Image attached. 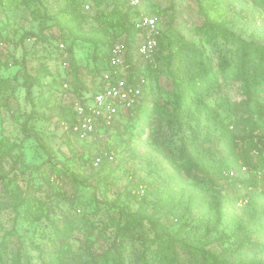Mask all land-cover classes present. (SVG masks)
Listing matches in <instances>:
<instances>
[{"label": "rangeland", "instance_id": "1", "mask_svg": "<svg viewBox=\"0 0 264 264\" xmlns=\"http://www.w3.org/2000/svg\"><path fill=\"white\" fill-rule=\"evenodd\" d=\"M113 1L104 0L101 10H111ZM226 1L227 14L217 15L214 22L224 24L242 41L264 46V8L260 1ZM66 5V0H19L17 5L0 1V80H9L13 87L8 92L0 91V140L6 139L15 146L13 157L0 162L3 168L0 173L5 176L0 180V264H16L18 252L24 254L19 264H55L50 248L54 245L55 225H62L64 215L69 216L73 224L71 242L76 252L70 264H104L106 256L115 257L108 264H160L162 252L172 264H203L205 258L212 259L211 251L234 264L251 260L264 264V195L259 189L241 200L239 197L247 188H243L237 178L227 179L221 175L228 160L235 156L240 165L245 164L246 158L254 163L264 162V90L254 97L256 103H252L236 76L226 81L217 74L215 82L219 85L201 92L202 99L214 100L210 105L214 113H197L194 97L190 110L193 113L183 111L184 115H178L174 113L175 95L179 94L177 82L184 79L181 72L187 67L184 61L174 56L172 62L154 60L151 66L144 65L154 90L148 106L149 111H153L149 116L152 124L143 125L142 116L124 122L119 135L114 138L118 146L117 157L109 159V150L105 149L103 157L112 162L116 180L108 192L109 200L113 203L119 194H122L121 200L129 192L136 194L139 197L131 206L132 210H137L145 188L168 189L175 198L174 213L169 214L163 209L154 213L150 206L142 213L144 234L139 231L134 237L125 235L126 227L118 233L116 226L121 219L120 214L115 213L117 207L99 202L100 195L95 192L93 180H85L92 170L77 161L76 155L81 151L79 141L69 135L65 123L40 104L41 95H37L42 88L46 96L51 95L52 102L61 101L62 88H67L68 84H61L63 64L56 52V45L63 37L59 36L58 28H45L51 23L45 17L34 19L32 11L39 7L42 12L54 15ZM147 6L149 10H155L164 35L174 36L178 41L175 36L178 32L215 62L227 49L245 52L240 41L234 43L220 35L213 36L206 29V17L199 0H149ZM43 27L47 29L45 40L34 43L26 39L22 44L24 33L29 30L40 32ZM64 33L67 44H71L73 36L68 30ZM163 53L169 54L166 47ZM76 54L86 58L89 51L76 50ZM203 60L199 59L197 64H205ZM91 64H94L92 58ZM26 73L38 74L43 82L42 86H34L31 97L23 84ZM261 85H264V77ZM219 93L232 104H239V108L228 107L222 100H216ZM248 101L257 112L254 124L249 122ZM163 108L168 117L174 116L173 121L164 118ZM28 118L32 119V128L42 133L45 140L47 134L52 136L54 161L68 163L79 182H84L76 187L68 173L61 179L52 176L55 181H63L64 190L70 197L69 201L53 197L57 209L51 217L52 222L28 221L15 208L17 200L13 196L21 192L41 196L43 200H48L50 194L42 177L43 173L51 171L48 154L35 139H26L22 131ZM227 125L239 136L233 141L223 138ZM184 145L199 151L196 155L201 159L200 168L185 170L182 166L179 151ZM240 176L248 177L249 173L244 170ZM152 213L165 224L164 228H154L146 221ZM111 216H115L116 221H112ZM248 222L251 224L248 233L251 244L248 251L237 255L234 250L242 244L237 232L241 230L243 235ZM160 235L177 242L173 247L165 243V251L161 252ZM142 256L146 258L141 259Z\"/></svg>", "mask_w": 264, "mask_h": 264}, {"label": "trees", "instance_id": "2", "mask_svg": "<svg viewBox=\"0 0 264 264\" xmlns=\"http://www.w3.org/2000/svg\"><path fill=\"white\" fill-rule=\"evenodd\" d=\"M3 1L9 5H17L19 3V0ZM66 1L67 5L64 9L54 15L49 14L48 11L42 12L39 7L34 8L32 11L34 19L45 17L47 21L51 22L47 24L45 28H58L60 31L59 36L63 37L62 41L56 45V52L59 53L61 57L60 61L63 64V78L61 84H68L67 88H62V100L58 102H52L51 95L49 94L46 96V91L43 92L42 88H40L37 94L41 95L40 104L48 108L52 112L51 114L55 115L60 122L68 125L66 131L69 135L73 136L75 141H79L81 151L76 155L77 161L82 167H89L92 170L91 173L85 176V180H93L92 183H94L95 192L100 195L99 202L101 201L106 205L117 207V210L114 208L116 211L115 213L120 214L121 220L116 226L117 232L121 233L122 228L126 227L125 235L134 237L136 232L139 231H142V234H144L143 210L145 211L151 206L154 213H157L160 209L167 211L169 214L174 213L173 203L175 198L173 194L168 189L164 191L157 187L151 190L145 188V195L139 200V207L137 210H132L131 203L136 201L139 196L130 192L128 196L122 200V194H119L115 202L111 203L108 192L113 185L116 184V180L113 176L114 168L112 162L108 159L109 157H103L105 156V149L109 150L107 156L113 152L115 157H117L118 146L115 144L114 138L119 135L120 128H122L124 122L126 123L134 118H140V116H142L144 120L143 125L146 123L148 125L152 124L150 121L151 117L149 116H152L153 111H149L148 106L154 90L143 66H151L154 60L165 61L168 59L169 62H172L174 56H179L187 67L181 71L184 75L183 82H177L179 94L175 95L176 111H174V113L178 115H184L183 111L193 113V111L190 112V110L194 97L196 99L195 111L197 113H214L213 109L210 107L214 100L206 101L202 99L201 92H205L211 88L212 85H219L218 82H215V80H217V74H220L226 81L236 76L241 82L242 90L252 98V103H256L254 97L264 90V85H261L264 77V46L242 41L232 30L226 28L224 24L219 22L216 23V21L214 22L217 15L225 16L227 14L226 0H199L200 9L206 17V29L211 31L213 36L217 34L225 40L235 41L234 43L240 41V44L245 47V52L243 54L227 49L225 54L220 53L219 61L215 62L213 57L206 56L204 50L200 49L194 42L186 40L178 32L175 34L179 39L177 41L174 36L170 37L164 35L165 33L160 31L158 46L153 54V59L146 60L144 58H136L135 50L141 34L140 29L136 27V23L140 14L145 12L147 15L157 17L154 13L155 10L148 9L147 2L149 3V0H140L138 6H132L128 0H114L112 9L108 11L101 10L104 0ZM259 1L264 8V0ZM86 4L90 5L88 9L85 8ZM258 21H261L260 17ZM47 29L43 27L40 32H36L35 30L27 31L21 39L22 44L26 39L33 40L34 43L45 40L44 35L47 33H44V31ZM65 30H68L69 34L73 36L71 44H67L66 35L64 33ZM122 41L125 42L127 49L125 53V62L129 64V68L127 69L129 80L133 81L134 78L137 79L141 77H144L146 80V84L143 87L141 102L132 112L120 115L110 125L105 124L101 126L97 134V140L90 141L87 139H80L73 131V125L77 120V114L73 105L74 99L83 100L88 94H95L101 90V73L110 69L111 49L115 43ZM62 43L65 45V48H61L60 45ZM165 47L168 49L169 54L163 53ZM83 49L89 51V55H87L86 58L78 57L76 54V50L81 51ZM91 58L94 62L93 65L91 64ZM199 59H204L203 61L206 63L197 64ZM10 84L9 80H0V91L8 92L12 90L13 87H10ZM23 84L27 88V95L31 97L34 86H42L43 82L38 74L33 75L31 73H26V82ZM2 86L4 87L3 89H1ZM216 100H222L228 107L233 106L239 108V104H232L226 96L220 93ZM246 106H248L249 122L254 124L256 121L254 118L257 112L253 109L249 101L246 102ZM163 109L164 118L173 121L174 116L172 118L168 117L165 109ZM196 117L200 118L198 115ZM31 121L32 119L28 118L24 122L22 131L26 139H35L40 147L48 154V162L50 163L49 168L51 171L48 174L43 173L42 177L47 188H49L50 194L48 200H43L41 196L35 194L28 195L27 193L22 194L21 192V194L13 196V198L17 200L15 208L17 210L19 209L21 216L28 221L48 220L52 222L51 217L55 215L57 209V206L52 201L53 197H58L67 201L70 200V197L64 190L63 181H55L52 176H57L61 179L64 173H68L74 180V185L76 187L78 183L84 182H79L77 175L73 172L72 168L69 167L68 163L54 161V159H56V154L51 145L52 136L47 134L48 138L45 140L42 133L32 128ZM223 135L224 139L228 137L230 141L239 137L233 130H230L229 125L224 127ZM195 138L196 137L192 139V142ZM104 143L106 145H102ZM251 146V148H254L252 143ZM14 148L15 146H12L6 139L0 140V162L13 157ZM262 152L263 150H260V153ZM198 153L199 151H193L185 145L181 147L179 156L185 170L189 167L200 168L201 159L199 155H196ZM98 156L103 158L98 165H95V160ZM249 161L250 160L246 158L244 161L245 164L240 165L237 157H232L228 160L225 169L221 172V175L227 179L237 178L238 181L242 183L241 186L247 188L246 193L239 197L241 200L249 196L250 192L259 189H261V195H264V162L254 163ZM15 167L16 163L13 165V168ZM243 167H246L245 171H248V177L240 176L244 171H242ZM0 169L3 168L0 167ZM231 172H234V175H231ZM4 177L5 176L0 173V180H3ZM154 213L150 214L146 221L150 222L154 228H164L165 224L160 218H154ZM111 220L116 221L115 216H111ZM250 225V222L245 225L243 235H241V230L237 232L242 239V244L234 250L237 255H242L244 252L248 251V246L251 244L250 241L252 240L248 235ZM72 233V221L69 216L64 215L62 225H55L54 229V236L52 238L54 245L50 248L53 263L70 264L74 261L76 250L71 242ZM158 237L160 238L159 250H161V252L165 251V243H169V245L173 247L177 242V240L171 239L165 235H160ZM235 244H237V242H235ZM262 247H264V245H262ZM210 256L212 259L208 260V258H205L203 264H234L231 261L222 260L221 257L216 256L213 251H211ZM1 257L2 255H0V260ZM15 257L16 264H19L24 258V254L18 252ZM112 258L115 260V257L106 256L104 264H108V261ZM145 258V256H142L141 259ZM26 259L28 258L26 257ZM160 264H172L169 258L164 255V252H162L160 256ZM245 264L261 263H255V261L251 260Z\"/></svg>", "mask_w": 264, "mask_h": 264}, {"label": "built area", "instance_id": "3", "mask_svg": "<svg viewBox=\"0 0 264 264\" xmlns=\"http://www.w3.org/2000/svg\"><path fill=\"white\" fill-rule=\"evenodd\" d=\"M128 1L132 6L140 4V0ZM89 6L86 4L85 8L88 9ZM136 27L141 32L135 50L136 58L151 60L158 46L160 33L158 18L142 12ZM60 46L65 48L63 43ZM126 51L125 42L115 43L111 49L110 69L101 73V90L95 94H88L83 100L74 99L77 120L73 125V131L80 139L97 140L101 126L112 124L117 117L132 112L141 102L146 80L144 77L129 80L127 72L129 64L125 62ZM66 127L68 128V125ZM108 157L112 160L115 155L111 152ZM101 160L102 157L98 156L95 165H98ZM242 169L245 170L246 167ZM231 173L234 174V172ZM240 204L242 205V202Z\"/></svg>", "mask_w": 264, "mask_h": 264}]
</instances>
